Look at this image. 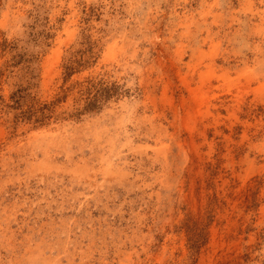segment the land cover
Here are the masks:
<instances>
[{
    "label": "rangeland",
    "instance_id": "rangeland-1",
    "mask_svg": "<svg viewBox=\"0 0 264 264\" xmlns=\"http://www.w3.org/2000/svg\"><path fill=\"white\" fill-rule=\"evenodd\" d=\"M0 264H264V0H0Z\"/></svg>",
    "mask_w": 264,
    "mask_h": 264
}]
</instances>
